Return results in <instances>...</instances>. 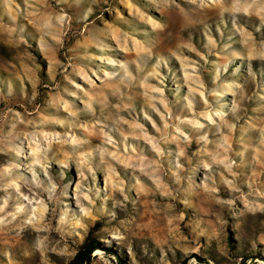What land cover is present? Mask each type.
Here are the masks:
<instances>
[{"label":"clouds","instance_id":"9594fccd","mask_svg":"<svg viewBox=\"0 0 264 264\" xmlns=\"http://www.w3.org/2000/svg\"><path fill=\"white\" fill-rule=\"evenodd\" d=\"M136 4L0 0V264H264V0Z\"/></svg>","mask_w":264,"mask_h":264},{"label":"rangeland","instance_id":"374dc122","mask_svg":"<svg viewBox=\"0 0 264 264\" xmlns=\"http://www.w3.org/2000/svg\"><path fill=\"white\" fill-rule=\"evenodd\" d=\"M132 3H134V4H136V0H132ZM136 6L137 7H141V5H139V4H136ZM121 11H123V9H120ZM143 10V9H142ZM97 23H99V21L97 22ZM114 254V253H113ZM119 259V258H118ZM202 264H203V262H202Z\"/></svg>","mask_w":264,"mask_h":264},{"label":"trees","instance_id":"16d2710c","mask_svg":"<svg viewBox=\"0 0 264 264\" xmlns=\"http://www.w3.org/2000/svg\"><path fill=\"white\" fill-rule=\"evenodd\" d=\"M93 243L95 244L96 242L94 241Z\"/></svg>","mask_w":264,"mask_h":264}]
</instances>
